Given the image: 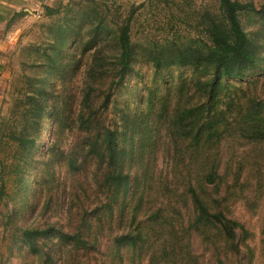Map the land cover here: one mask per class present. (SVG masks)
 <instances>
[{
  "label": "rangeland",
  "instance_id": "1",
  "mask_svg": "<svg viewBox=\"0 0 264 264\" xmlns=\"http://www.w3.org/2000/svg\"><path fill=\"white\" fill-rule=\"evenodd\" d=\"M39 1L11 23L1 65L0 264H264V139L238 128L264 111V62L221 77L207 101L194 67L154 73L148 56L205 51L217 0ZM236 1L253 7L240 16L247 36L264 41V0ZM126 24L131 68L119 79ZM44 85V112L30 120L27 102ZM191 106L201 109L196 122L214 124L209 140L194 142L190 119L177 116ZM106 129L115 132L113 156ZM209 168L218 183L204 182ZM118 172L127 176L119 186ZM190 187L242 226L237 254L198 215Z\"/></svg>",
  "mask_w": 264,
  "mask_h": 264
},
{
  "label": "trees",
  "instance_id": "2",
  "mask_svg": "<svg viewBox=\"0 0 264 264\" xmlns=\"http://www.w3.org/2000/svg\"><path fill=\"white\" fill-rule=\"evenodd\" d=\"M217 2L220 17L212 16L205 22V33L207 35V42L204 45L206 47L205 51H201L199 48L192 46L184 48L178 47L175 50V53L170 56L169 61L164 60L157 52L148 54L149 61H152L154 67V73L159 72L163 66L168 64L189 65L194 67L196 73L195 90L203 95L207 101H210V97L214 98L218 95L221 88L218 80L221 77L236 78L245 73L250 74L260 67L262 62H264V54H261L263 52L262 49H264V41L256 37L247 36L240 22L241 13L253 9L252 5L244 4L236 0H217ZM128 27V24L121 26L119 28V35L117 36V44L120 47L118 60L122 65L118 75L119 79L123 78L131 68L132 50ZM99 60L100 55H98V52L93 54L90 64L91 66L89 65L86 72L89 76H92V74L95 75L94 72L92 73V71L96 69L94 63H98ZM261 67L264 72V65ZM207 74L209 77L203 79L200 78V76L203 77ZM85 83L87 88L92 85V83H89L88 81H85ZM46 89L47 88L44 85V87H41V94L39 96H30V102H27L29 107L25 109L30 120L42 116L44 112V96L47 93ZM204 98H202L203 101L205 100ZM85 100L86 99H83L82 102L84 106L86 105ZM215 104L216 102L210 103V108L214 107ZM200 112L201 109L199 106H191L184 108L177 113V116L182 119L184 117H186L184 119H190L188 123V125H190L189 131L190 134L194 132V142L209 140V138H212L213 132H215L214 124L210 122H196ZM262 112L264 113L261 109L258 110L255 108L254 112H251L246 119H243V124L238 126V128H243L245 131H251L249 133L253 136L257 133V139H264V131H260V129H264V115ZM255 115L257 116L254 117ZM193 126L195 127L194 130H192ZM246 127L248 129H246ZM12 136L18 142L26 141L25 137L22 135L17 136L12 133ZM104 144L108 156L115 155L117 151V141L114 131L110 129L105 130ZM16 173H18L17 170ZM126 177L127 176H122V174L118 172L112 180L117 186H119L127 180ZM204 182L209 184L212 182L218 183L212 168H209L208 175H206ZM189 191L191 192L192 203L195 210L198 212V215L217 223L225 234L231 250L237 254L239 252V245L235 238V229L242 228V226H240L236 220L228 218L219 210H209V208H207V206L201 201L193 187H190ZM218 264L224 263L219 262Z\"/></svg>",
  "mask_w": 264,
  "mask_h": 264
},
{
  "label": "crops",
  "instance_id": "3",
  "mask_svg": "<svg viewBox=\"0 0 264 264\" xmlns=\"http://www.w3.org/2000/svg\"><path fill=\"white\" fill-rule=\"evenodd\" d=\"M39 3V0H0V73L4 56L12 47V31L9 29L11 23L15 22L19 15L29 13Z\"/></svg>",
  "mask_w": 264,
  "mask_h": 264
}]
</instances>
